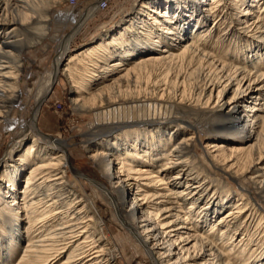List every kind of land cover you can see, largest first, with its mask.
I'll use <instances>...</instances> for the list:
<instances>
[{
    "label": "bare ground",
    "instance_id": "obj_1",
    "mask_svg": "<svg viewBox=\"0 0 264 264\" xmlns=\"http://www.w3.org/2000/svg\"><path fill=\"white\" fill-rule=\"evenodd\" d=\"M261 1L211 0L206 7L205 0H143L129 26H116L122 33L103 35L109 41L84 47L62 67L71 37L97 11L98 0L91 2L60 43L52 71L33 96L34 111L0 160V264L19 256L21 243L24 249L15 264H117L119 252L105 222L90 211L99 203L74 192L82 183L71 179L70 171L76 169L68 146L38 126L41 106L61 73L70 79L71 103L77 111L146 98L157 103L152 108L156 113L170 106L208 124L203 148L210 162L233 177H247L264 197ZM54 3L0 0V130L11 123L20 100L27 34L32 30L30 35H37L35 31L50 21ZM207 19L212 25L203 31ZM216 30L219 39L212 41ZM82 55L85 74L70 66ZM182 128L177 120L160 118L112 141L86 142L96 173L91 182L101 192L95 194L104 201L109 196L118 220L151 264H264V241L252 257L255 244L249 235L251 228H264V216L244 195L226 192L212 178L217 173L202 170L193 156L195 140L201 138L194 131L178 138ZM236 138L247 142L246 147H229ZM163 159L164 167L153 172ZM15 206L25 215L22 233ZM223 210L226 213L215 219ZM259 216L260 225L255 220ZM236 235L240 237L230 246Z\"/></svg>",
    "mask_w": 264,
    "mask_h": 264
},
{
    "label": "rangeland",
    "instance_id": "obj_2",
    "mask_svg": "<svg viewBox=\"0 0 264 264\" xmlns=\"http://www.w3.org/2000/svg\"><path fill=\"white\" fill-rule=\"evenodd\" d=\"M93 1L95 0H55L49 13L50 21L43 24L44 26L42 25L43 27H41L39 31H35L37 35H30L32 30L29 29L30 32L27 34L26 47L21 58L23 73L21 72L20 76V84L22 85L20 89V100L15 106L16 111L11 118V123L8 125H2L1 127L0 160L5 155L10 143H12L17 137L24 121L27 120L34 111V105L32 103L33 96L37 87L46 80L52 71L60 43L64 38L70 35L73 29L78 25ZM103 1L106 2L105 8L100 10L98 0L97 11H95L90 18L81 25L79 31L71 37L66 53L60 64L62 67L67 63L70 55H73L77 51H82L84 47L93 46L97 42H101V40H104L105 42L109 41V38L107 36L103 38V35L108 33H122L123 30H121V28L116 29V26L122 22L126 23V26H129L131 18L135 16L140 3L143 2V0ZM210 1L211 0H205L206 7L211 5ZM260 5L264 6V0L261 1ZM260 9L261 8H259V10ZM257 15L258 13L255 14V16ZM211 25L212 21L207 19L202 30L204 31ZM219 35V30H216L212 35V41L219 39ZM37 38L38 40L35 41ZM234 49V47H231L230 50L234 52ZM227 51L229 50L227 49L226 52ZM83 57L84 56L82 55V60L71 62L70 66L72 71L78 70L85 74V70L82 69V64L85 61ZM234 87L235 86H233L230 91H232ZM71 98H73V94L70 79L67 74L64 75V73H61L58 76L57 83L53 86L52 91L41 106V114L38 117V126L42 130V133L49 137L62 140L68 146L69 154L72 157L71 166L76 169L75 172L69 170L70 175L72 176L71 179L72 181H75L76 184L78 182L82 183V185L79 186V189H74V192L81 191L83 194L79 196L80 198L87 196L89 199L99 203V205L93 207L96 209L90 211H95L96 217L103 219L105 222V228L108 230L107 233L113 244L115 243L116 250L119 252V256L116 258L117 264L151 263L133 234L118 220L109 196L105 197V201L102 200L99 197L101 192L96 189L91 182V180L94 179V176H96V173L92 162L88 159V150L85 148L86 142L91 141V139H98V142L104 139H106V141H112L115 135L128 133L137 125H148V122L155 119L164 118L165 120H177L178 125L183 127L181 129L182 131L180 130L178 133V138H181L189 131L196 132L201 138V141H198V139L195 140L197 148L195 147L193 156L202 170L208 171L207 169H209L214 171L215 174L217 173L216 176H212V178L218 180L217 182H220L226 192L233 195H244L247 202L251 203L252 208L260 213L261 217L264 216V197L257 193L253 183L249 181L247 177H233L230 173L223 172L220 169L221 167L219 164L210 162L211 157L203 148L208 141V124L199 123L190 115L184 116L176 109H172V107L170 108V106H167L162 114L156 113L152 108L156 106L157 103H151L146 98H141L138 101L118 103L115 108L106 106L89 112L75 110L71 103ZM236 139L238 140L230 142L228 146H233L235 148L246 147L247 142L240 140L239 138ZM131 140H128V142ZM222 141V139L215 140L218 144H221ZM165 155H167V153H165ZM166 163V159L158 161L155 164L153 172L157 169H162ZM26 174L27 172L25 171L21 176L19 186L17 187V191L19 192L23 188L22 183ZM85 189L89 190V192L84 194V191H86ZM95 192L99 195L95 194ZM236 203L237 201L235 204ZM13 211L18 212L22 221L20 226V231L22 233L24 230L23 227L26 226V223H24L23 220L25 215L23 212L18 211L16 206L13 207ZM225 213L226 210H223L220 214L217 213L215 219L218 220ZM260 216L255 219L258 221V225L261 223ZM5 224L7 223L5 222ZM219 232L220 230L217 229L216 233L218 234ZM249 235L252 238V244H255L250 251V255L256 257L259 251L254 249L258 248L260 250V242L264 241V228H251L249 229ZM239 237L240 235L234 236L233 241H237ZM213 241L216 242L217 240L213 239ZM235 241L230 246H233ZM24 245L25 243H21L17 250L19 251V256L24 249ZM250 248L251 247H248L249 250ZM224 251L226 252V248ZM235 255L236 253L233 256ZM19 256L17 255L9 264H15Z\"/></svg>",
    "mask_w": 264,
    "mask_h": 264
},
{
    "label": "built area",
    "instance_id": "obj_3",
    "mask_svg": "<svg viewBox=\"0 0 264 264\" xmlns=\"http://www.w3.org/2000/svg\"><path fill=\"white\" fill-rule=\"evenodd\" d=\"M99 6H101L102 9L105 8V2H103V0H101V1L99 2Z\"/></svg>",
    "mask_w": 264,
    "mask_h": 264
}]
</instances>
